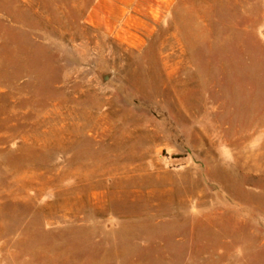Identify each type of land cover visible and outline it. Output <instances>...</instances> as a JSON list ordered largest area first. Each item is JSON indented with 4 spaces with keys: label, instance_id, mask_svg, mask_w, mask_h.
<instances>
[{
    "label": "rangeland",
    "instance_id": "374dc122",
    "mask_svg": "<svg viewBox=\"0 0 264 264\" xmlns=\"http://www.w3.org/2000/svg\"><path fill=\"white\" fill-rule=\"evenodd\" d=\"M96 1L0 0V264H264V0Z\"/></svg>",
    "mask_w": 264,
    "mask_h": 264
},
{
    "label": "crops",
    "instance_id": "0c3cea01",
    "mask_svg": "<svg viewBox=\"0 0 264 264\" xmlns=\"http://www.w3.org/2000/svg\"><path fill=\"white\" fill-rule=\"evenodd\" d=\"M135 0H97L88 19L89 25L114 34L120 27L119 21L129 13Z\"/></svg>",
    "mask_w": 264,
    "mask_h": 264
}]
</instances>
